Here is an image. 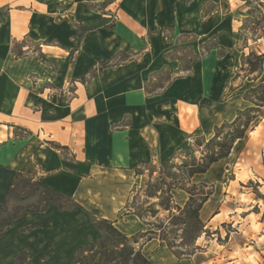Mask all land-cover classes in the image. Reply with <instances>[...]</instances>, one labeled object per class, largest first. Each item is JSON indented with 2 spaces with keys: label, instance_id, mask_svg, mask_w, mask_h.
<instances>
[{
  "label": "crops",
  "instance_id": "crops-1",
  "mask_svg": "<svg viewBox=\"0 0 264 264\" xmlns=\"http://www.w3.org/2000/svg\"><path fill=\"white\" fill-rule=\"evenodd\" d=\"M241 5L0 0V206L16 173L77 205L63 210L53 205L13 219L0 236V264H13L23 252L28 264H70L78 248L100 237L89 215L127 236L149 230L127 210L136 172L167 162L191 137L208 140L215 127L251 106L242 97L247 87L232 80L242 55ZM184 36L188 42L180 41ZM210 41L213 49L189 71L178 70L171 59L174 47L197 52ZM257 124L246 137L260 133L254 155L262 162L264 118ZM246 144L248 149L252 142ZM256 169L263 185V164ZM210 170L194 174L191 182L213 184L218 177L211 180ZM172 195L178 207L187 201L183 191ZM213 201L210 197L199 211L209 228L225 219ZM229 247L225 262L214 264L239 262V255L229 257L237 253ZM141 252L152 264L194 262L177 260L155 238ZM247 254L252 260L240 264H264L261 245Z\"/></svg>",
  "mask_w": 264,
  "mask_h": 264
},
{
  "label": "rangeland",
  "instance_id": "rangeland-1",
  "mask_svg": "<svg viewBox=\"0 0 264 264\" xmlns=\"http://www.w3.org/2000/svg\"><path fill=\"white\" fill-rule=\"evenodd\" d=\"M237 1L242 3L241 8L244 10L241 25L243 41L240 45L242 51L240 65L233 71L232 80L247 87L242 92V97L251 103L248 108L258 104L259 108L255 113L257 118L249 125L243 138L238 139L240 142L238 141L236 147L234 144L237 140L233 143L231 150L234 147L235 151L230 159L223 160L229 156L231 150L225 158L209 166L208 170L217 164L209 172L211 180L215 181L218 177L213 184H194L191 182L193 175L187 177V164H191V157L201 162L209 153L206 146L208 140L197 135L188 139L184 148L167 164L157 163L140 170L137 188L127 206L128 211L138 215L149 226V230L137 233L140 234L137 238L140 247L148 239H164L160 241L166 246L167 243L172 246V250L168 246L167 248L172 254L173 251L176 253L178 258L173 255L177 260L188 259L194 261L193 264H214L215 259H218L217 262H225L227 253L231 251L229 245H234L237 250L236 254L233 253L229 257L235 258L237 255L240 257L239 262L235 264L248 263L252 258L247 253L256 251L258 245L264 247V230H261L264 229V183L261 185L259 182L261 175L256 169L259 163L264 167V160L260 162L254 155L260 133L256 131L250 135L251 137H246L264 118V102L258 101L261 90L252 91L264 83V60L260 63L256 59V56L264 53V0ZM231 5L233 6V3ZM210 7L206 6L204 13L209 12ZM109 20L113 22L115 19L111 16ZM180 41L188 42L189 39L184 36ZM209 47H213V42L202 45L199 49L200 57L208 53L204 49ZM182 56V52L175 55L179 59ZM176 64L184 67L180 60ZM254 66L256 71L251 72L250 68ZM228 131L229 129L225 128L223 133ZM248 141L252 142V145L247 149ZM192 185L196 186L193 192L195 200L200 199L201 193H209L207 200L210 197L216 199L213 201L218 205L216 210L221 209V217L225 218L216 228L207 227L201 219H199L201 226H198L194 220L186 219L184 211L176 209L178 206L175 205L172 192L183 191L188 200L189 194L185 189H192ZM23 195L18 199L21 208L26 205L23 203L26 201H22L25 200ZM12 200L15 201V198L12 197ZM184 205L179 208H183ZM166 207L170 210H165ZM13 212V209L9 210L2 218L10 217ZM243 243L245 246L241 247Z\"/></svg>",
  "mask_w": 264,
  "mask_h": 264
},
{
  "label": "trees",
  "instance_id": "trees-1",
  "mask_svg": "<svg viewBox=\"0 0 264 264\" xmlns=\"http://www.w3.org/2000/svg\"><path fill=\"white\" fill-rule=\"evenodd\" d=\"M211 49H213V47L204 50L208 52ZM178 52L183 53L181 59L175 57ZM199 57V50L197 52H192L191 49L186 46L181 48L174 47L171 51V59L176 62L180 60L184 64V67L179 66V71H189ZM256 59L261 63V61L264 60V53L256 56ZM250 70L254 72L256 71V67H251ZM257 89L261 90L258 101H260V103L264 102V83L258 85L252 91ZM258 108V104H256L253 108H246L245 110L238 111L237 117L232 122H225L215 127L214 135L206 142L209 153L204 156L203 160L197 162L192 156L190 159L191 164L184 162L188 166L187 177H191L194 174L205 173L212 163L225 158L229 154L233 143L243 138L249 125L257 118L255 113H257ZM225 128H228L229 131L223 133ZM172 159L173 157H171L166 164ZM136 174L140 175V171H137ZM195 187V185H192V189H185L189 194V198L183 208L177 207L176 209L184 211L186 219L194 220L198 226H201L198 213L203 203L207 200L209 193H201L200 199L195 200V194L193 193ZM20 195H23L22 197L25 199L22 201H26L23 202L27 205H25L24 208L19 206L18 199H21ZM12 197L15 198V201L12 200ZM53 205L61 210L71 209L77 206L68 196L51 189L39 180L16 173L7 195L0 206V236L10 225L11 221L19 215L26 212H42ZM12 209L14 212L10 217L2 218L5 213ZM165 210L170 209L166 207ZM89 220L99 230L100 237L78 248L70 264H152L142 254L141 247L138 245L137 238L140 234L127 236L115 229L112 223L107 220L97 219L90 215ZM183 223L185 224L186 221H183ZM167 246L172 250L170 244L167 243ZM173 254L178 258L174 251ZM13 264H28L27 253L23 252L19 255Z\"/></svg>",
  "mask_w": 264,
  "mask_h": 264
}]
</instances>
